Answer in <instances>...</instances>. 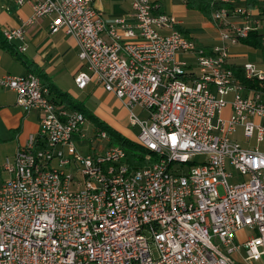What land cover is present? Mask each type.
I'll use <instances>...</instances> for the list:
<instances>
[{
    "label": "built area",
    "instance_id": "2783aa9c",
    "mask_svg": "<svg viewBox=\"0 0 264 264\" xmlns=\"http://www.w3.org/2000/svg\"><path fill=\"white\" fill-rule=\"evenodd\" d=\"M16 1H33V13L5 38L24 40L27 24L54 14L52 32L71 34L86 65L77 86L95 80L114 93L139 126L137 141L158 159L131 169L125 148L111 142L82 153L75 140L87 136L84 112L54 101L34 71L3 74L0 85L41 120L2 165L10 175L0 186V264H261L264 151L233 134L242 126L263 142L256 118L264 120V99L260 89L241 92L228 61L230 45L257 28L252 10L216 9L221 43L207 50L176 28V16L156 13L153 0L132 1L133 22L105 19L95 0ZM244 68L264 80L255 63ZM93 133L110 140L105 129ZM244 227L257 234L239 244ZM241 246L240 263L234 253Z\"/></svg>",
    "mask_w": 264,
    "mask_h": 264
},
{
    "label": "crops",
    "instance_id": "0c3cea01",
    "mask_svg": "<svg viewBox=\"0 0 264 264\" xmlns=\"http://www.w3.org/2000/svg\"><path fill=\"white\" fill-rule=\"evenodd\" d=\"M133 0H95L94 7L105 18L113 19L115 17H125L126 20L133 22ZM159 3L164 13L172 14L179 19V25L183 27L188 37L193 38L199 44L212 47L221 43L219 30L213 19L207 18L203 13L202 18L205 19L200 29H192L188 26L186 18L192 13L190 8L186 6L183 0H153ZM178 2V3H176ZM33 1H26L23 4L17 3L16 0H0V76L5 73L20 75L26 74L29 71L37 70L38 75L49 85H52L50 94L52 99H55L59 104L66 105L69 108H74L73 104L80 106L85 111H89L98 121L108 125L110 117L107 115L108 102L117 97L114 93L107 91L102 85L95 80L87 83L86 87L79 88L75 83V76L86 69L85 63L79 57V45L76 39L65 30L61 29L57 32H52L51 23L54 14L40 17L37 21L25 26L24 40L13 39L8 41L4 36V31L9 28H18L24 25L33 13ZM237 5L246 6L243 1H238ZM247 7V6H246ZM253 15L250 24L264 33V16L259 14L258 9H252ZM194 16V14H192ZM241 22V18L237 20ZM264 36V35H263ZM25 43L27 49L21 52L17 46ZM257 50H260L261 57L264 60V55L261 49L255 48L243 42L231 44L229 47V64L243 66L247 62H253L250 55H259ZM183 58L191 60L189 54H182ZM242 58V59H241ZM245 58V60H243ZM193 60V59H192ZM259 68L264 69V63H255ZM63 80L61 81V79ZM237 78V77H236ZM68 79V81H65ZM238 79V78H237ZM242 85L243 94H252L253 89L244 84L238 79ZM67 87V88H65ZM264 99V87L260 89ZM63 94V95H61ZM95 94L97 97H103L100 104L97 106H86L81 98ZM81 95H84L81 97ZM81 97V98H80ZM232 95L230 96V98ZM79 100H78V99ZM74 99L76 101H74ZM64 100L70 101L65 103ZM118 105L123 107L129 114V110L123 105L122 101L118 100ZM232 111L231 106L225 109V115H229ZM145 114V113H142ZM41 113L32 109L26 111L17 104V93L10 88L0 85V186L4 180L10 175L3 170V166L8 157L13 158L19 147L25 143L30 135H36L40 128ZM87 120H92L87 118ZM256 121L264 124V120L256 118ZM114 126V127H113ZM97 127L95 124L92 127ZM111 128L120 131L124 136L130 139H136L131 132L112 123ZM233 134V137L240 141L243 146L248 148L258 147L264 151L263 142H257L255 138H247L243 134V127L240 126ZM79 137L76 138V140ZM75 140V141H76ZM5 172V174H3ZM257 234V230L244 227L237 231L236 242L242 244L248 238ZM245 256V250L241 246L235 251L234 257L240 263ZM264 264V254L260 260Z\"/></svg>",
    "mask_w": 264,
    "mask_h": 264
},
{
    "label": "trees",
    "instance_id": "16d2710c",
    "mask_svg": "<svg viewBox=\"0 0 264 264\" xmlns=\"http://www.w3.org/2000/svg\"><path fill=\"white\" fill-rule=\"evenodd\" d=\"M186 6L190 9H196L201 11L207 18L213 19L214 11L220 7H234L237 5L238 1H243L245 5L250 9H258L259 14L264 16V0H183ZM164 12L162 7L160 6L156 13ZM176 28L180 30L184 35L188 36L182 26L176 25ZM264 33H262L258 28H254L250 31L249 35L245 38H242L240 41L253 46L255 48H259L262 50L264 55ZM191 38V37H190ZM199 47H204L205 49H210L211 47H206L197 42ZM230 67L235 72V77L240 79L244 84L255 88L261 89L264 87V80H259L257 78H248L245 73V68L243 66H237L231 64ZM33 71V70H32ZM35 73L38 74L37 70H34ZM43 80V79H42ZM44 84L47 83L43 80ZM49 88L52 92V85H49ZM63 95V94H61ZM56 101L55 99H53ZM66 101V102H65ZM57 102V101H56ZM65 103H70V101L64 100ZM74 108H78L84 112L87 118H90L96 121L101 129L107 130L110 141L113 144H119L123 146L127 152L126 162L129 164L131 169H138L144 166H147L153 162H155L158 157L155 153L150 152L140 145V143L136 139H130V137L124 136L120 131L115 130L113 128H109L104 122L98 121L94 115L89 113V111H85L80 106L73 104Z\"/></svg>",
    "mask_w": 264,
    "mask_h": 264
},
{
    "label": "rangeland",
    "instance_id": "374dc122",
    "mask_svg": "<svg viewBox=\"0 0 264 264\" xmlns=\"http://www.w3.org/2000/svg\"><path fill=\"white\" fill-rule=\"evenodd\" d=\"M189 10H191L190 13L194 14V16L191 14L189 17L186 18L187 20L186 22L188 23V26H191L190 28L192 29H200L203 22L205 21V19L202 18L201 11L196 10V9H189ZM262 29L264 30L263 26H262ZM256 53H258L259 55L252 53L249 58L251 60H256L254 61L255 63L258 62L260 64H263L264 60L260 56L261 55L260 50H257ZM243 60H245V58ZM62 80L63 78L61 79V81ZM65 81H68V79H65ZM82 96L84 95H81V97ZM97 96L98 95L91 94V95L86 96L84 99L80 97L81 98L80 100H83L86 106L93 107V106H97L98 104H100V102L103 99L102 96L101 97H97ZM118 100H119L118 97H114L108 102L109 108H107L106 113L110 117V120H108L107 126L111 128L112 123H114L115 125L119 127L128 129L133 136L138 135L139 126H135L131 123V121H129L130 120L129 114L124 110L123 107L118 105ZM74 101L76 100L74 99ZM87 122L88 123H86L85 125V132L87 136L85 138H79L76 140V145L78 146L79 150L84 154L95 152L96 148H99L100 146L106 147L111 142L107 138H100V137L94 138L92 127L95 124L99 128V125L94 120H89V121L87 120ZM3 174H5V172ZM242 179H243L242 176L238 177V180H242ZM0 180H1V174H0ZM220 191L221 192L223 191L222 187H220Z\"/></svg>",
    "mask_w": 264,
    "mask_h": 264
}]
</instances>
